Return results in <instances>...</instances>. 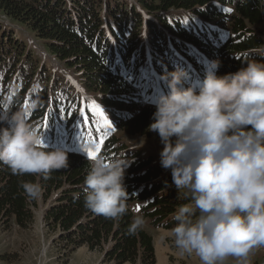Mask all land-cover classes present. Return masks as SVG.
I'll return each mask as SVG.
<instances>
[{
    "label": "trees",
    "instance_id": "obj_1",
    "mask_svg": "<svg viewBox=\"0 0 264 264\" xmlns=\"http://www.w3.org/2000/svg\"><path fill=\"white\" fill-rule=\"evenodd\" d=\"M109 1L0 0L1 13L27 25L46 51L78 69L85 91L97 94L94 100L111 125L105 126L91 105L84 104L81 113L83 99L52 69L39 63L38 69H29L26 61L35 63L32 54L8 36L4 45L0 43V112L29 109L37 101V109L27 112L28 120L49 150L68 154V167L45 179L15 175L0 163V206L22 225L32 218L30 206L36 198L27 196L21 185L38 183L45 199L59 192L45 213L46 222L77 239L79 246L92 251L111 242L107 256L116 264H155L152 237L142 228L130 232L134 216L129 203L138 202L141 216L152 226L171 229L175 214L188 200L152 160L137 151L125 152L113 131L160 139L148 128L156 97L168 92L161 77L176 67L188 73L187 87L202 81L213 61L220 62L217 75L222 76L238 71L247 59L264 60V39L254 30L264 25V0H133L139 7L130 0ZM109 5L110 17L105 18V8H98ZM148 97L153 101L145 102ZM90 143L99 156L131 161L124 180L127 210L116 218L85 207Z\"/></svg>",
    "mask_w": 264,
    "mask_h": 264
},
{
    "label": "clouds",
    "instance_id": "obj_2",
    "mask_svg": "<svg viewBox=\"0 0 264 264\" xmlns=\"http://www.w3.org/2000/svg\"><path fill=\"white\" fill-rule=\"evenodd\" d=\"M220 66L211 62L203 80L187 87L184 69L164 74L168 92L156 97L148 130L160 137V166L170 170L188 200L170 229L177 249L197 255L202 264L230 256L249 264L251 250L264 246V60L247 59L238 71L222 76ZM37 107L33 101L29 109L0 112V163L15 175L47 179L68 167V154L49 150L29 122L27 112ZM88 149L97 151L91 143ZM130 163L97 155L84 178L85 207L107 218L124 214ZM21 186L30 198L40 194L38 183ZM143 224L137 215L130 232Z\"/></svg>",
    "mask_w": 264,
    "mask_h": 264
},
{
    "label": "rangeland",
    "instance_id": "obj_3",
    "mask_svg": "<svg viewBox=\"0 0 264 264\" xmlns=\"http://www.w3.org/2000/svg\"><path fill=\"white\" fill-rule=\"evenodd\" d=\"M101 1L102 4L111 3L109 0ZM129 3L139 7L136 1L130 0ZM109 7L110 5L98 8L100 11L105 8V18L110 17L106 16L111 9ZM143 30L141 28V34H143ZM254 30L264 39V25L256 26ZM2 32L5 33L1 37L3 40L0 39L2 45L7 42L9 36L10 39H14L12 40L14 43L22 44V51L32 54L34 64L25 60L29 69L33 67L38 69L39 64H44L47 69H52L57 75L67 79V85L69 81L73 89L79 91L86 99H91L92 103H96L94 96L97 98V94L85 91L82 74L78 72V69L69 68L68 64L46 51L45 43L31 28L0 12V33ZM22 54L24 53L22 52ZM23 56L20 55V61H24ZM68 87L70 88V85ZM116 137L121 141V147H124L125 152L137 151L144 158L152 160L155 166L163 172L167 181L173 183L170 170H165L160 166L159 152L162 150V145L159 138L155 135L150 137L127 136L120 130H117ZM142 139L145 140V143L143 147H140ZM58 195L59 192H54L48 199H45L40 191L36 202L30 206L32 218L24 221L22 225L17 222L15 216L7 214L0 206V264H116L107 256L112 245L111 242L104 244L101 249L91 251L86 246H79L77 239L67 237L63 230L52 221L46 222L45 213L53 205ZM133 204L130 203L128 207L131 208L134 218L137 215L141 216L138 208ZM140 228L152 237L155 264H202L195 254L191 256L181 254L175 246L174 236L170 229L154 227L148 219H144V224ZM136 264H146V262L138 261ZM218 264H240V261L239 258L230 256ZM249 264H264V246L251 250Z\"/></svg>",
    "mask_w": 264,
    "mask_h": 264
},
{
    "label": "snow or ice",
    "instance_id": "obj_4",
    "mask_svg": "<svg viewBox=\"0 0 264 264\" xmlns=\"http://www.w3.org/2000/svg\"><path fill=\"white\" fill-rule=\"evenodd\" d=\"M91 111L93 113H95L96 115L100 116L101 119H103V122H104V125L107 126V127H111V125L109 124L108 120L104 117V112L103 110L99 107V105H97L95 102H93L91 104ZM87 122V121H86ZM102 143V141H101ZM98 155L97 152H88V156L91 158V159H95L96 156Z\"/></svg>",
    "mask_w": 264,
    "mask_h": 264
}]
</instances>
